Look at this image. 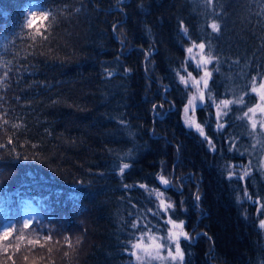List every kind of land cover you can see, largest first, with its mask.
Wrapping results in <instances>:
<instances>
[{
  "label": "trees",
  "instance_id": "16d2710c",
  "mask_svg": "<svg viewBox=\"0 0 264 264\" xmlns=\"http://www.w3.org/2000/svg\"><path fill=\"white\" fill-rule=\"evenodd\" d=\"M44 3L56 22L37 9L27 28L29 6ZM193 41L218 58L205 107L188 114L211 145L184 123L196 89L177 73L200 76ZM261 76L264 0H0V264H136L128 241L166 236L169 217L190 237L183 264H264V129L240 118ZM209 92L245 102L222 109L218 131ZM151 189L174 208L153 215ZM245 193L255 205L237 202ZM27 200L38 215L25 228Z\"/></svg>",
  "mask_w": 264,
  "mask_h": 264
},
{
  "label": "snow or ice",
  "instance_id": "6c2138e0",
  "mask_svg": "<svg viewBox=\"0 0 264 264\" xmlns=\"http://www.w3.org/2000/svg\"><path fill=\"white\" fill-rule=\"evenodd\" d=\"M209 3H211V0H208ZM37 9H39V15L44 20H49L51 18V22H56V12L58 11L55 8H48L47 3L44 4H33L29 6L27 14H26V27L32 28L33 27V21L37 18ZM79 11V9H77ZM50 27V25H49ZM209 27L211 28L212 32H219L220 25L213 21ZM36 35H39L41 37V40L46 41L48 39V36L44 35L43 32L40 31V29L35 30ZM182 34L184 36H188L187 29L182 30ZM36 35H32L31 38L33 41L36 40ZM192 47H189L186 49L187 53L190 54L191 59H196L195 55L193 54V49L198 48L199 49V60L196 62V67L203 68L204 74L200 77L199 80L195 79L191 76V73H187V76L189 79H185V76L179 75L178 78L181 83L185 85V88L189 87L190 85L196 89L195 93L187 100V103L185 104L183 108L184 113V123L189 130H192L193 127L195 130L204 137V141L211 145V139L207 137L204 132L203 128L200 124H196L193 120L189 118V111L191 110L193 113L195 111V108L197 106L203 108L205 107V104L203 103L205 100V90L208 89V79L211 77V72L208 71L207 65L211 64L214 60H217L218 58L213 56L211 51L208 52L207 55H204V50L206 48L205 43L201 42L198 45L195 43V41L192 42ZM207 47H211L209 44ZM218 70V69H217ZM108 75H112V73H108ZM4 76L7 77V72L4 73ZM250 91L248 93H245L246 95L256 94L259 97V102L253 106L249 107L246 112L243 113V117H240L241 119L247 118L251 122V128L253 130L256 129L258 121L254 118L256 113L259 112L261 115V119L259 120V124L261 129H264V76H261L260 82L257 85L256 83V77L252 78V81L249 85ZM208 100L215 104V98L211 95L209 92ZM197 101H200V104L197 105ZM238 104L243 105L244 99L243 96H241L239 99L236 100H222L219 102V104H215V107L217 109V112L215 114V117L217 120L221 118V116H226L228 113L227 111H221V109H228L229 105L231 104ZM157 107L154 105V108ZM159 107L162 108V105ZM174 107V105H173ZM171 110V109H170ZM251 114V115H250ZM159 115V113H157ZM223 127V125L217 126V131L220 130ZM211 151H215L214 146L210 148ZM29 157L25 156L24 159H28ZM130 165L127 163H124L122 167L119 168V173L123 174L124 170L129 168ZM233 172H229V179L232 178ZM248 172L245 171L243 175H247ZM158 181L162 184V186L167 191L170 188H173L174 185L163 175H160L157 177ZM144 187V186H142ZM151 194L159 200V204L157 205V212L153 213V215H161L162 213H168L170 210L174 208V205L172 204H166L163 198V193L155 191V190H149ZM196 199L198 200L199 197L197 196ZM238 203H244V202H251L254 205L256 204V201H251L250 197L247 193H245V200L241 201L239 197H237ZM165 224H170L171 227L167 229V235L164 237H160L157 235H154L151 233V229H148L147 231H140L139 235L135 237L134 240L128 241V246L130 248L129 254L135 258L136 264H151L152 260H160V261H169V262H177L179 261L180 264H183L184 254L180 248V239L184 238L186 241L190 239L188 236V233L183 230L184 222L180 221L179 224L176 223V221H173L171 217H169L166 221H164ZM141 222L139 220H136L131 224V228L134 230L140 229ZM24 227H28V223H24ZM259 227L264 228V219H261L259 221ZM12 234V226L9 224L5 227V230L3 231L2 238L7 239ZM147 239L148 243H145V240ZM163 241V242H161ZM173 247L175 251L173 252ZM167 249V256H162L161 252Z\"/></svg>",
  "mask_w": 264,
  "mask_h": 264
},
{
  "label": "rangeland",
  "instance_id": "374dc122",
  "mask_svg": "<svg viewBox=\"0 0 264 264\" xmlns=\"http://www.w3.org/2000/svg\"><path fill=\"white\" fill-rule=\"evenodd\" d=\"M195 43H196V42H195ZM199 43H201V42H198V43H196V44L198 45ZM192 46H193V45H192V43H191L187 48L192 47ZM193 54H194L195 57H196L195 60H194V59H191V58H190V54H188V53L186 54V59H187V61H188L189 63L193 64V65L195 66V68L200 72V76H199L198 78L195 77V79L199 80L200 77L203 76V74H204L203 68H199V69H198V68L196 67V62L199 60V49H198V48H194V49H193ZM207 54H208V52H207L206 50H204V55H207ZM214 62H215V60H214L211 64H208V65H207V69H208L209 72H211V76H212V74H213V72H214ZM210 78H211V77H210ZM210 78L208 79V81L210 80ZM205 92H206V90H205ZM219 102H220V101H215L216 104H219ZM221 111H222V109H221ZM250 115H251V114H250ZM254 118L258 121L257 125L260 126V124H259V120L261 119V115H260V113L257 112ZM222 119H223V115H222L221 118L218 120V125H220ZM191 120H192V118H191ZM245 171L249 172V170H248L247 167H245V168L242 170V174H243ZM243 176H245V175H243ZM151 190H154V189H151ZM155 191H158V190H155ZM158 192H160V191H158ZM161 193H162V192H161ZM163 198H164V201H165L166 204H169V203H170V202H167V201H166V199H165V197H164V194H163ZM157 200H158V199H157ZM158 202H159V200H158ZM170 204H172V203H170ZM23 214H24V218H25V223H26V222H27V223H30L31 221H33L34 218L37 217V215H38V208L36 207V204H34V202H33L32 200H27V201H25V203H24V208H23ZM179 223H180V221L177 222V224H179ZM7 224H8V222H7L6 224H4L3 229H5V227L7 226ZM261 230L263 231V234H264V228H261ZM161 242H163V241H161ZM145 243H148L147 239L145 240ZM129 252H130V251H129ZM161 255H162V256H167V251H164V252L162 251V252H161ZM134 260H135V258H134ZM160 262H162L161 264H165V263H166V261H160ZM146 263H147V262H146Z\"/></svg>",
  "mask_w": 264,
  "mask_h": 264
}]
</instances>
